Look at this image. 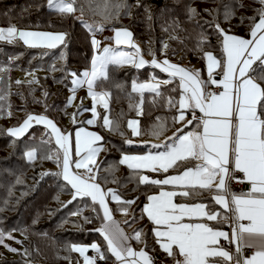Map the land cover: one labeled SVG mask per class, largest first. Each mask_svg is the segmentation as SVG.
<instances>
[{"label":"snow or ice","instance_id":"snow-or-ice-1","mask_svg":"<svg viewBox=\"0 0 264 264\" xmlns=\"http://www.w3.org/2000/svg\"><path fill=\"white\" fill-rule=\"evenodd\" d=\"M85 3L88 10L93 15L101 16L103 21L118 17L122 9L128 14L127 10L130 9L127 0H84V3L79 0H47L48 7L61 17L71 18L82 25L86 31V43L93 50L90 66L82 73H70L73 95L69 98V103L75 99L76 89L84 86L92 100L91 108L85 109L81 103L77 112L72 114L73 124L78 123L76 117L79 114L90 111L92 118L82 123L94 125L99 120L104 129L124 135L119 122L110 116L112 92L105 87L106 83L111 82L110 66L130 64L136 69H142L151 64L169 75L170 78L163 81H158L155 77L146 83L133 80L131 93H139L141 96L147 90L156 97H163L162 89L172 85L178 78V87L171 89L172 92H178V99L168 96L166 104L176 112L172 123L181 124L182 127L177 128L172 136L166 137L163 143L151 144L149 151L143 154L122 153L119 160V164L126 165L138 174L139 185L160 186V191L146 196L147 202L143 205L141 218L146 215L152 223L150 231L153 238L160 249L172 258L174 264H264V71L257 72L254 67L259 65L264 69V0H259L262 7L256 10V16L241 18L252 21L249 39L229 35L219 23L214 25L223 37V59L217 58L211 51L204 52L207 80L201 79L199 71L173 64L168 59L159 61L154 54L151 61H146L139 55V47L132 44V33L126 27L114 28V36L110 38L114 45H102L96 38V33L103 30L104 24L96 26L84 19ZM141 6L140 0H137L136 7ZM187 14L191 20L197 15V11L188 8ZM230 14L226 12L225 19ZM170 27L175 31L179 28V21L173 20ZM164 30L168 31V28ZM68 35L66 32L21 30L14 25L0 27V41H23L33 48H67ZM206 42L200 40V43ZM125 44L133 47L136 55L119 50V46ZM163 48L167 49L168 45L164 44ZM65 56L66 53L61 52V58ZM215 69H219V72H215ZM2 71L5 69L0 68V72ZM217 75L220 76L219 79L216 78ZM113 86L121 88L119 84L113 83ZM211 86H215L216 91H208ZM0 100H3V96H0ZM142 104L141 100L137 105L139 115H143ZM98 105L104 109L103 115L97 111ZM197 110L200 115H197ZM188 113L192 114L191 120L187 119ZM156 121L149 134L158 137L167 130L168 124L161 117H156ZM34 125H43L47 130L48 139H42L41 143L55 148V151L46 152L40 158L52 160L60 169L57 172L41 173V177H58L64 182L65 189L71 192V199L63 207L77 199L89 198L93 211H98V205L103 212L102 225L94 231L101 234L105 244H72L69 250L79 253L83 264H97V261L108 259H114V264H154L153 258L146 251V234L134 229L133 236L129 237L121 222L114 219L113 209L109 207L110 200L115 201L118 210L127 215L128 208L135 203V199L123 200L115 189L105 190L98 182L101 165L97 162V157L104 150V137L84 127H76L74 132H64L43 114H28L22 123L8 128L6 132L19 139ZM138 125V120L127 121L132 136L143 134ZM189 125H194V130L186 131ZM124 142L133 144L131 139H125ZM38 155L37 148L24 153L29 162L35 161ZM169 169L178 170L177 174L165 175L163 179L139 174L143 170L167 174ZM237 173L241 175L238 176ZM105 181L107 182V177ZM233 181L248 183L249 190L233 192L230 187ZM20 182L18 179L17 183ZM111 182L119 181L113 176ZM164 186L180 190L166 191ZM203 192L212 193L208 197L211 205L204 202H174V197L191 198ZM213 205L219 206V210H213ZM78 214L79 211L72 213L73 216ZM83 220L91 223L87 216ZM228 220L232 222L230 234L212 223ZM134 221L135 216L131 222ZM131 222L126 219L123 224L129 225ZM5 235L0 229V244L9 251L17 252V249L5 244ZM7 238L14 237L9 232ZM221 238L234 244L235 252L221 246ZM130 239L143 242L145 248H132ZM245 248L255 251L251 256H244ZM89 249L95 253L94 256L86 254Z\"/></svg>","mask_w":264,"mask_h":264},{"label":"trees","instance_id":"trees-1","mask_svg":"<svg viewBox=\"0 0 264 264\" xmlns=\"http://www.w3.org/2000/svg\"><path fill=\"white\" fill-rule=\"evenodd\" d=\"M233 1L234 5L232 7H235L234 9H228L230 2L223 5L224 2L219 4L218 0H140L141 7H136L137 0H127L130 9L127 10L128 14L124 15H130V22L127 23L126 28L132 31L133 39L141 46L145 56L149 57L150 52H153L156 55L159 54L158 57L161 55V57L184 67L200 65L204 69L206 64V60L203 58L204 52L211 51L222 57L221 42L223 37L217 32L214 25L219 23L226 33L248 35L252 21L249 19L242 20L241 18L256 16V10L262 7L259 0H254L255 7L253 5L243 6L241 4L243 0ZM79 2L84 3V0H79ZM203 2L210 5L219 4L217 7L218 13H215L214 10L206 11L207 9L199 8ZM259 4L260 6H258ZM84 6V16L90 20H92L91 18L98 19L96 15L88 10L86 3ZM188 8H194L197 11V15L191 20L188 18ZM226 12L231 13L228 19H225ZM149 16H151V19H149ZM173 20L179 21V28L175 31L170 27ZM12 25L20 29L66 32L69 35L67 48H33L26 46L22 41L14 43L0 42V68L5 69V72H0V96H3V100H0V229L4 232L16 231L25 237V239L22 238L21 247L17 252L4 254L0 257V264H28L30 261L37 260L36 256L28 250L32 248L31 244H33L32 250L35 254H38V257L42 254L41 258H45L46 262L49 260L51 264H70L73 261L77 264L78 256L76 252L69 250L72 244H90L92 242H97L101 246L105 244L101 234L94 231V229L101 227L98 213L93 211L89 198L77 199L67 207H63V204L71 199V192L65 189L62 179L55 176L41 177V173L60 170L52 160L40 158L46 152L55 151L53 145L41 143L42 139H48L47 130L43 125H34L19 139L8 135L6 130L22 123L24 118L34 110L53 119L58 126L60 125L59 127L63 125L64 120H72L71 116L75 111H73L72 104L69 103V89L72 87L70 73L76 72L79 74L88 68L93 50L86 43V31L82 25L71 18L61 17L48 7L47 0H0V26L9 27ZM119 25L126 24L123 22ZM165 28H168V31H165ZM173 37L176 38L173 39ZM201 39L207 42L200 43ZM164 44L168 45L167 49L163 48ZM61 52L66 53L63 59L61 58ZM147 66L142 69H136L130 64L122 67H109L111 82L106 83L105 87L112 92L110 116L119 122L124 135H120L119 132L115 133L121 137H132L127 127V121L136 116L138 112L137 105L141 101V94L131 93L132 81H146L152 79V77H159L164 80L170 78L168 74L159 69ZM255 68L257 72L264 71L259 65H256ZM34 70L44 71V74H39V82L20 81V84L16 83L18 81L16 71L29 72ZM113 83L121 85V88L114 87ZM176 87H178V78L172 85L162 89L163 97H156L151 92L144 93L142 99L143 115L139 117L142 137L157 139L176 131V124L172 123V117L176 115L175 109H169L166 104L168 96L178 99V92L171 91L172 88ZM78 92L80 91L78 90ZM45 93H48V95L45 96ZM87 107L89 105L83 106L85 109ZM9 112H11L10 116L8 115ZM81 114L88 117V111H83ZM13 115L15 118H13ZM156 117H161L162 121H167L168 124L167 130L158 137L149 134L150 129L157 123ZM16 118L19 119L16 120ZM5 121L9 122L5 123ZM78 125L77 123L74 127ZM108 137L117 146L122 144L121 139L111 135H108ZM115 144L113 146L116 148ZM31 148H37L39 152L38 158L33 162H29L24 156L25 151ZM126 149L142 150L146 149V146H127ZM111 157L117 158L118 156L110 151L102 166L108 158L111 160ZM109 160L110 163L112 160ZM105 172L115 175L119 182L107 185L105 177L109 181L113 176L105 174ZM120 172L121 174L118 175ZM120 172L111 169L107 171L101 167L98 182L106 189H115L124 198L126 196L123 191L126 183H128V187L136 189L137 197H139L138 202L134 196L125 198L128 200L135 199L134 204L136 205L135 212L129 220L131 222L133 216H135V221L126 226L142 231L136 223L142 217V208L146 202V196L158 190V187L156 185H139L137 183L138 174L130 169L125 168L122 174L120 168ZM18 179L21 181L20 183H17ZM48 189H52L50 191L51 195L45 198L44 205L36 204L39 196H41L40 194L48 191ZM58 196L62 199V204L59 207L52 205L53 210L51 213H55L54 217H63L65 222L69 221L71 223L77 220L78 217L87 216L91 223H86V227L84 225L79 227L72 225L63 233L49 234L51 242L45 239L49 235L42 232L39 235L44 237V245L40 249H35L37 246H41L43 242L33 236L31 239L33 243H30L28 237L37 229V222L40 218L46 212H50L48 210L50 202ZM206 200L209 201L207 198ZM110 203L112 209L118 213L117 204L113 201H110ZM77 211L80 214L73 216L72 213ZM142 219L143 223L147 225L144 240H146L147 250H149L156 246L153 242V234L150 231L152 229L151 222L146 215ZM17 222H22L23 225L16 227L14 223ZM134 242L138 246H145L143 242L135 239ZM149 242L151 244H148ZM49 243H51L54 251L53 255L48 257L43 253V249H51ZM150 254L165 259L158 250L154 251L152 249ZM112 261L114 259L99 262Z\"/></svg>","mask_w":264,"mask_h":264},{"label":"rangeland","instance_id":"rangeland-1","mask_svg":"<svg viewBox=\"0 0 264 264\" xmlns=\"http://www.w3.org/2000/svg\"><path fill=\"white\" fill-rule=\"evenodd\" d=\"M232 1V2H231ZM237 1V0H236ZM224 2V3H223ZM230 2V3H229ZM234 1L233 0H218V3L219 4H221V3H223V5H225V4H228L229 3V7H228V9H234L235 7H232L233 5H234V3H233ZM219 4H216V5H210L209 3H206V2H203L202 4H201V6L199 7V8H202V9H207V10H214V12L215 13H218V10H217V7L219 6ZM243 6H245V5H253L254 7L256 6V3L254 2V0H243L242 1V3H241ZM231 5V6H230ZM258 6H260V4L258 5ZM125 14V10H121V12H120V14H119V16L118 17H116V18H114V19H112V20H109V21H103L102 20V17L101 16H99V15H96L97 17H98V19H93V18H91L92 20H90V19H88L86 16H84V19L86 20V21H88L89 23H93V24H95L96 26H99L101 23H103L104 24V28H103V30L102 31H98L97 33H96V38L99 40V41H101V44L102 45H108V44H113L114 45V41L112 40V39H110L111 37H113L114 36V28H121V27H119V26H122V27H127V23H129L130 22V15H128V16H125L124 15ZM94 21H97V22H94ZM125 23L126 25H119V24H121V23ZM0 27H4V26H0ZM4 28H7V27H4ZM18 29H20V28H18ZM128 29V28H127ZM21 30H28V31H39V32H52V31H42V30H35V29H21ZM129 30V29H128ZM131 33H132V31L131 30H129ZM52 33H56V32H52ZM133 35V34H132ZM1 43H7L6 41H0ZM23 42V41H22ZM136 42V41H135ZM137 43V42H136ZM26 46H28V45H26ZM29 47V46H28ZM40 48H43V47H40ZM119 50H121V51H125V52H128V53H130V54H132V55H136V51H135V49H131V48H128V47H125V46H119ZM142 52V54H144L143 53V50L141 51ZM153 54L155 55V57H156V59L157 60H159V59H162V58H164V57H161V55H160V57H158L159 56V54L158 55H156L155 53H153V52H150V56L148 57V56H146V57H148L149 58V60L148 61H151L152 59H153ZM140 55V54H139ZM147 66V65H146ZM148 66H152L151 64L150 65H148ZM147 66V67H148ZM152 67H154V66H152ZM154 68H156V67H154ZM156 69H158V68H156ZM206 69H207V66H206ZM85 70V69H84ZM83 70V71H84ZM160 70V69H159ZM82 71V72H83ZM161 71V70H160ZM5 72V71H4ZM81 72V73H82ZM39 74L41 75V74H44V71H41V70H34V71H29V72H22V71H16V79L18 80V81H21V82H33V81H37V82H39L40 81V76H39ZM152 79H153V77H152ZM152 79H150V80H146V81H137L138 83H146V82H151L152 81ZM155 79L156 80H158V81H163L164 79H161V78H159V77H155ZM73 88V85H72V87L69 89V98L70 97H72V95H73V92L71 91V89ZM78 90L80 91V92H78ZM145 92H149V91H144V93ZM144 93H143V95H144ZM143 95L141 96V100L143 99ZM81 103H82V105L83 106H86V105H89V107H87L86 109H89V108H91V106H92V100H91V98L88 96V94H87V87L86 86H84V87H79V88H77L76 89V91H75V99L74 100H72L71 101V104H72V107H73V111H75V112H77V109H78V106H80L81 105ZM140 103H141V101H140ZM139 103V104H140ZM72 109V108H71ZM70 109V110H71ZM97 111L98 112H100L101 113V115H103L104 114V109L102 108V106H97ZM36 112H38V111H35L34 110V112H31V113H29V114H43V113H41V112H38V113H36ZM19 115H21V114H19ZM44 115V114H43ZM18 116V115H17ZM141 115H139L138 114V112L136 113V116H134V117H131L129 120H138L139 121V125H138V127L141 129V127H140V119H139V117H140ZM72 117V116H71ZM13 118H15V116L13 115ZM49 118V117H48ZM90 118H92V114H91V112L90 111H88V117L86 116V115H83V114H79L77 117H76V120L78 121V126H76V127H84V128H86L88 131H94V132H98L101 136H103L104 137V140H103V147H104V150L103 151H101L100 153H99V155H98V157H97V162L101 165V167H103V169H105V170H107V171H109V169H111V170H114V171H118V172H120V168H121V170H122V174H123V171L125 170V168L126 169H129L126 165H121V164H119V160H120V158H121V155H122V153H127V154H143V153H145V152H147V151H149L150 150V145L151 144H155V143H163L164 142V140H165V138L166 137H170V136H172L173 134H167V135H165L164 137H159V138H157V139H147V138H145V137H142L141 135L140 136H132V137H129V138H125V137H121V136H119L117 133H115V132H110V131H108V130H106V129H104L103 127H101L100 125H101V123H102V121H99L98 120V122L96 123V124H94V125H87V124H85V123H82L83 121H86L87 119H90ZM17 119H19V118H16V120ZM51 119V118H50ZM188 119V118H187ZM53 120V119H52ZM128 120V121H129ZM9 121H5V123H8ZM58 126V125H57ZM60 126V125H59ZM58 126V127H59ZM76 127H74V124H73V122H72V120H69V119H67V120H64V122H63V125L61 126V127H59L62 131H64V132H74V129L76 128ZM176 127L177 128H180V127H182V125L181 124H176ZM129 129V128H128ZM130 130V133H131V129H129ZM177 130V129H176ZM176 132V131H175ZM108 135H111V136H113V137H115V138H119V139H121V143L122 144H120L119 146H117L109 137H108ZM125 139H131V140H133V144H131V145H128V144H126L124 141H125ZM145 142H147V143H145ZM113 144H115V146H116V148L113 146ZM134 145H137V146H146V149H142V150H128V149H126L127 148V146H134ZM110 151H113L118 157L116 158V157H111V160H109L110 158H108L107 159V161H105V163L103 164V166H102V163L104 162V159L106 158V156L109 154V152ZM108 160L109 161H111L110 163L108 162ZM44 167H46V166H44ZM43 167V168H44ZM104 171V170H103ZM177 171L178 170H176V169H169V171H168V173L167 174H165V173H163V172H159V173H152V172H148V171H146V170H143V171H141L139 174H147V175H149L150 177H153V178H157V179H163V178H165V175H176L177 174ZM105 174H108V175H110L109 174V172H105ZM121 174V172L118 174V175H120ZM110 176H115V175H110ZM116 177V176H115ZM117 178V177H116ZM113 179V178H112ZM112 179L111 180H109V181H107L106 182V184L108 185V184H115V183H113V182H111L112 181ZM114 186H117V185H114ZM158 187V190H156V191H154V192H151V193H149V195H152V194H155V193H157L158 191H160V186H157ZM52 190V189H51ZM51 190H49L48 189V191H46V192H42L40 195L41 196H39V198H38V200L36 201V204H38V205H44V203H45V198L47 197V196H50L51 195ZM164 190H166V191H172V190H175V191H179L180 189H178V188H173L172 186H164ZM124 192V195L126 196L125 198H129V197H132V196H134L135 197V199L137 198V192H136V189H134V187L133 188H131V187H128V183H126L125 184V190L123 191ZM117 193L121 196V198L123 199V200H128V199H125L118 191H117ZM62 197V196H61ZM183 198V197H181V196H177V197H174V202L175 203H179V202H177V198ZM64 198V197H63ZM138 199H139V197H138ZM137 199V202L139 201ZM179 201V200H178ZM115 204H116V202L115 201H113ZM147 202V201H146ZM145 202V203H146ZM62 204V199L58 196V197H56L55 199H54V201H51L50 202V206H49V208H48V210L50 211V212H46L45 213V215L43 216V217H41L40 218V220L37 222L38 223V225H37V229L35 230V232H32L31 234L32 235H30L29 237H28V240L29 241H31V239H32V237L33 236H35L36 237V239H39L40 240V242H43V243H41V246L39 245V247L37 246L35 249H40V248H42V246L44 245V241H43V239H44V237H42L41 235H39L40 233H42V232H46V234H50V235H55L56 233L58 234L59 232H61V233H63V232H65V231H67V228L68 227H72V225H76V226H82V225H84L85 227H86V223L84 222V220H83V217H78V219L77 220H75L74 222H65L64 221V219H63V217H60V218H57V217H54V214L55 213H51V211L53 210L52 209V205L54 206V207H59L60 205ZM35 205V204H34ZM135 205V204H134ZM134 205H131L129 208H128V214L127 215H125L122 211H120L119 210V212L117 213V215H118V217L121 219V220H130V217H131V215L133 214V212H135L134 211V208L136 207V205L134 206ZM116 208L118 209V206H116ZM117 211V210H116ZM135 214V213H134ZM40 215V214H39ZM144 221H143V219L142 218H139V221L136 223L137 224V227L138 228H141L142 229V232L143 233H145L146 232V230H147V225L145 224V223H143ZM14 225L16 226V227H21L23 224H22V222H17V223H14ZM150 226L151 227H153V225H152V223L150 224ZM128 228V230L129 231H131V233H133V230H134V228L133 227H130V226H128L127 227ZM7 233H9L8 231L7 232H5V244H7V245H9L11 248H15V249H19L20 247H21V240H22V238L24 237L23 235H21L20 233H18V232H16V231H11L10 233H11V235H12V237H14L13 239H8L7 238ZM50 235L48 236V237H45V239H48V240H50V242L52 241L51 239H50ZM24 239H25V237H24ZM153 240H154V242H155V244H156V247L158 248V250L163 254V256L165 257V259H164V261H166V262H168L169 264H174V261L172 260V258H170V257H168L161 249H160V247H159V245L156 243V240L153 238ZM49 242V241H48ZM30 243H33V241H31ZM92 243H97V242H92ZM92 243H90V244H92ZM54 244L56 245V243L54 242ZM77 244H79V245H90V244H85V243H77ZM97 244H99V243H97ZM148 244H151V242H149ZM32 245V248H33V244H31ZM49 246H50V248L51 249H43V253H45L48 257L50 256V255H53V251H54V248H52V245H51V243H49ZM32 248H29L28 250H29V252L30 253H32L34 256H36V259L37 260H34V261H30V263H28V264H51V262L48 260L47 262H46V259L45 258H41V255H39V257L41 258H39L38 257V254H35V252L32 250ZM10 253H13L12 251H9L8 250V248H6V247H4V245L3 244H0V257H2V255H4V254H10ZM77 254V256H78V262H77V264H83V258L79 255V253H76ZM87 255H89V256H94L95 255V253L93 252V251H91V249H89V251L86 253ZM150 254V253H149ZM77 260V259H76ZM98 263L99 264H112V263H114V261H112V262H107V263H100L99 261H98ZM70 264H76L75 262H73V261H71L70 262Z\"/></svg>","mask_w":264,"mask_h":264},{"label":"crops","instance_id":"crops-1","mask_svg":"<svg viewBox=\"0 0 264 264\" xmlns=\"http://www.w3.org/2000/svg\"><path fill=\"white\" fill-rule=\"evenodd\" d=\"M227 34H229V35H235V36H238V37H242V38H244V39H249V38H250L249 34H248V35H240V34H236V33H227ZM131 41H132V44H134V45H136V46L139 47V49H140V55L143 57V59H145L146 61H148L149 58L146 57L144 54H142V52H141V51H142L141 46L135 42V40L133 39V35H132V37H131ZM121 46H122V47L125 46V47H128V48L134 49L133 47H131V46L128 45V44L121 45ZM212 53H213L217 58H219V59H223V56H222V57H219V56H217L214 52H212ZM155 58H156V57H155ZM164 59H167V58L159 59V61H163ZM169 61H170V60H169ZM170 62L173 63V64H177V63L172 62V61H170ZM147 65H150V64H147ZM177 65H179V64H177ZM206 65H207V61H206V64H205L204 69L201 68L200 65H191L190 67H184V66H182V65H180V66H182V67H184V68H186V69L193 70V71H199V72H200V77H201V79H202V80H207V79H208V72H207V69H206ZM145 66H146V65H145ZM152 66H153V65H152ZM154 67H155V66H154ZM254 67H256V65H254ZM158 69H159V68H158ZM218 70H219V69H215L214 71L217 72ZM166 74H167V73H166ZM255 74H256V73H253V75H255ZM219 78H220V76L217 77V79H219ZM207 90H208V91H216V88H215V86H211V87H209ZM197 115H200V113L198 112V110H197ZM187 118H188V120H191V119H192V114H191V113H188V114H187ZM192 130H194V125H189L188 128L186 129V131H192ZM99 183H100V182H99ZM100 184H101V183H100ZM101 185H102V184H101ZM102 187L106 190V188H105L103 185H102ZM210 195H212V193H209V192H203L202 194H200L199 196H196V197H191V198H187V199H186L185 197H183V198H177V202H179V203L204 202V203L210 205V204H212L211 201H210V200H209V201L206 200V198L208 199V197H209ZM190 199H192V200H190ZM109 200H110V198H109ZM178 200H179V201H178ZM110 201H111V200H110ZM109 207L112 208L111 203H109ZM212 207H213V210H219V206H215V205H213ZM97 209H98V211H96V212H97L98 215H99L100 223H101V225H102V222H103V220H102L103 212H102V210H99V206H98V205H97ZM222 215H223V213H222ZM113 216H114V219H115V220L121 222V226L124 228L125 232L129 235V237H132V236H133V233H131V231L128 230L127 226H126L125 224H123V221H124V220H121V219L118 217L117 213H116L114 210H113ZM212 223H213V225H214L215 227L219 228L220 230H223V231H225V232H228L229 234L231 233V230H232V222H231L230 220H228V221H221L220 223H216V222H212ZM222 239H223V238L220 239L219 243L221 242ZM153 242H154V241H153ZM129 244L131 245L132 248H134V249H136V250H139V249L145 248L144 245H142V246H138L137 244H135L134 239H130V240H129ZM154 244H155V242H154ZM155 245H156V244H155ZM220 245L223 246L225 249L229 250L230 252H235V245H234V244H230V243H229V245H222V244L220 243ZM152 249H154V251H157V250H158V248H157L156 246H153V247L150 248L149 250H147V248H146V251H147L148 253H150V252L152 251ZM245 249H246V248H245ZM247 249H251V248H247ZM252 250H253V252L255 251V249H252ZM91 251H92V250H91ZM158 251H159V250H158ZM243 251H244V250H243ZM243 255H244V253H243ZM97 264H99L98 261H97ZM112 264H114V263H112ZM166 264H169V263H166Z\"/></svg>","mask_w":264,"mask_h":264},{"label":"built area","instance_id":"built-area-1","mask_svg":"<svg viewBox=\"0 0 264 264\" xmlns=\"http://www.w3.org/2000/svg\"><path fill=\"white\" fill-rule=\"evenodd\" d=\"M237 175L240 176L241 174L237 173ZM230 187L233 192L240 193V192H247L249 190L250 185L246 182L236 183L235 181H233ZM220 243L222 245H229V242L224 239H222ZM243 253H244V256H251L253 254V250L246 248L244 249ZM149 255L153 258L154 264H166V262L163 259L156 257L153 254H149Z\"/></svg>","mask_w":264,"mask_h":264}]
</instances>
